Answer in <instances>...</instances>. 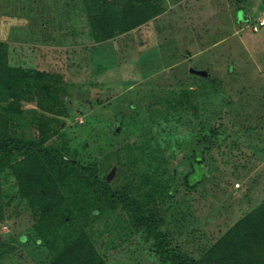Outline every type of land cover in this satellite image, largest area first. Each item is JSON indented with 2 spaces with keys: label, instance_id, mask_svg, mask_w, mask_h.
Returning <instances> with one entry per match:
<instances>
[{
  "label": "rangeland",
  "instance_id": "1",
  "mask_svg": "<svg viewBox=\"0 0 264 264\" xmlns=\"http://www.w3.org/2000/svg\"><path fill=\"white\" fill-rule=\"evenodd\" d=\"M63 1L64 35L45 34L53 55L38 68L28 61L27 32L21 44L0 43L9 66L44 74L40 82L34 74L25 79L23 97L10 80L21 71L0 74V135L59 149L93 165L102 180L115 170L113 189L127 191L146 215L158 214L183 255L205 259L264 202V28L253 31L264 0H148L147 18L144 4L135 17L124 0ZM58 8L55 0H0V16L12 18H47ZM211 136L214 148L200 168L197 142ZM150 159L162 165L157 175L156 166L143 165ZM238 162L252 173L246 182L234 172ZM19 192L16 177L1 178L0 263L41 264L49 253L32 235L53 238L62 221L56 212L43 228L46 220ZM67 198L108 264H161L128 211L98 196L75 209Z\"/></svg>",
  "mask_w": 264,
  "mask_h": 264
},
{
  "label": "trees",
  "instance_id": "2",
  "mask_svg": "<svg viewBox=\"0 0 264 264\" xmlns=\"http://www.w3.org/2000/svg\"><path fill=\"white\" fill-rule=\"evenodd\" d=\"M124 1L129 9V16H140L137 4L148 6L149 9L144 12L145 18L150 15L148 12L152 9V5L147 4L148 0ZM6 60V55L1 51V77L11 75L17 69L21 71L18 73L15 71L10 78L20 89L14 96L23 97L25 79H30L31 74L36 76V82H40L44 77V74L39 72L11 67ZM28 83H31V80ZM0 94L6 95L3 89ZM214 138L211 136L197 142L193 163H197L200 168L205 165V154L214 148ZM153 142L149 139L148 143ZM141 150L142 148L137 153L141 154ZM143 165L153 168L156 166L153 175H157L159 167L162 166L154 159L145 161ZM8 175L17 178L21 196L39 218L46 220L43 228H46L56 212L59 213L58 220L62 221V225L54 229L56 234L53 238L41 233L37 236L32 235L38 243H42L47 248L49 253L41 264H108L97 250L93 238L86 230L79 227L76 213L69 210L68 204L65 203L69 196L75 209L77 206L83 210L82 201L88 196L92 198L98 196L104 205L119 206L128 211L133 224L145 230L148 237L153 239L155 252L161 264H264V202L237 221L209 249L205 259L196 260L191 256L183 255L178 246L172 245L170 237L161 229L163 221L158 214L146 215L142 206L132 199L127 191L115 190L110 182L102 180L93 165H85L81 160L67 158L59 149L43 148L31 139H23L8 132L2 133L0 180ZM192 179L191 183H193ZM186 180L189 181L188 175ZM196 183L198 181L193 184ZM73 188L78 190L76 196H73ZM67 216H72L71 220L67 221ZM24 239L30 238L26 236ZM1 252L5 253V250L2 249Z\"/></svg>",
  "mask_w": 264,
  "mask_h": 264
},
{
  "label": "crops",
  "instance_id": "3",
  "mask_svg": "<svg viewBox=\"0 0 264 264\" xmlns=\"http://www.w3.org/2000/svg\"><path fill=\"white\" fill-rule=\"evenodd\" d=\"M51 2H53V0H51ZM62 3H64L63 0H55V4L57 6H60L61 8L57 9V14H53L47 18L38 15H30L29 18L21 16L20 18H12L11 16H0V33L8 34L6 40H0V43L5 42L10 45L21 44V40L23 39L22 32H27L28 38H32V40H25L24 42L30 41V43L27 45L30 46L29 49H31V54H34L32 58H28V61L37 67L38 63H40V60H48L49 56L53 55V52L44 49L47 43L49 42L43 39V37L49 31V29L51 30L53 38L58 39L59 37H62L64 35L63 24L65 23L64 14L66 12V8ZM27 23H29V26ZM52 23L58 25L53 26ZM22 24H24L25 28H23ZM37 39L39 40L36 41ZM33 47L39 48L36 53L35 51L33 52ZM26 55L29 56L28 53H26ZM246 166L247 165L243 164L242 162H238L235 164V167L239 168V170H234V172L242 174V176L240 177V180L242 182L248 181L252 174L250 173L249 168H247Z\"/></svg>",
  "mask_w": 264,
  "mask_h": 264
},
{
  "label": "built area",
  "instance_id": "4",
  "mask_svg": "<svg viewBox=\"0 0 264 264\" xmlns=\"http://www.w3.org/2000/svg\"><path fill=\"white\" fill-rule=\"evenodd\" d=\"M262 28H264V15L257 19L255 24L253 25V31L259 32ZM237 187L239 188L240 185H237Z\"/></svg>",
  "mask_w": 264,
  "mask_h": 264
},
{
  "label": "water",
  "instance_id": "5",
  "mask_svg": "<svg viewBox=\"0 0 264 264\" xmlns=\"http://www.w3.org/2000/svg\"><path fill=\"white\" fill-rule=\"evenodd\" d=\"M202 76H206V73L205 72H201L200 73ZM119 131V130H118ZM115 176V170H113L106 178L107 182H111L112 179L114 178Z\"/></svg>",
  "mask_w": 264,
  "mask_h": 264
}]
</instances>
